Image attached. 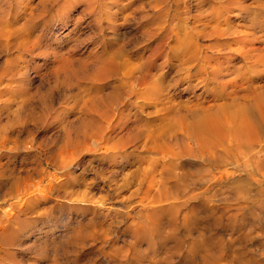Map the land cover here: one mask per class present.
<instances>
[{"label": "rangeland", "instance_id": "374dc122", "mask_svg": "<svg viewBox=\"0 0 264 264\" xmlns=\"http://www.w3.org/2000/svg\"><path fill=\"white\" fill-rule=\"evenodd\" d=\"M161 1L0 0V218L34 221L0 264H264V139L201 152L169 114L264 86L240 56L264 48V0ZM182 41L212 56L203 74L184 70ZM117 50L116 72L95 77ZM218 63L235 80L223 91L202 81ZM143 75L105 123L121 82Z\"/></svg>", "mask_w": 264, "mask_h": 264}, {"label": "bare ground", "instance_id": "6f19581e", "mask_svg": "<svg viewBox=\"0 0 264 264\" xmlns=\"http://www.w3.org/2000/svg\"><path fill=\"white\" fill-rule=\"evenodd\" d=\"M164 2L166 3V0L161 1L160 4H165ZM180 2L181 1H179V3ZM167 4H168V2L166 3V5ZM169 7L166 6L164 8H162V7L160 8L161 9V15L163 16V18L168 16V14L166 13L165 10H169L170 9ZM213 15H212V17H213ZM215 15H217V14H215ZM66 16H67V14L65 15V17H61V16L58 17V18H60V22L64 23V21L66 20ZM176 18H177V16H176ZM213 18H215V17H213ZM216 19H219V18H216ZM176 20H178L177 23L179 24V21H181V18L180 19L177 18ZM212 28H213V30L211 32L210 31L208 32L209 35H211V36H213V35H219L220 36V35L226 34L224 32V29L221 30L219 28H214V26ZM164 30H165L164 32H166V37L171 35V33H172L171 28L165 27ZM232 34L233 33H231V35ZM149 35H150V33H149ZM186 35L189 36V38L188 39L186 38V39L190 40V42H192V40H193L192 36H190L189 33H187V32H186ZM244 38H246V37H244ZM244 38H243V40H244ZM238 40H240V39H238ZM248 40L249 39H247V41ZM250 40L248 42H250ZM253 41L254 40H251V42H252L251 45L250 44H249L250 46L248 45L249 48H247V49L245 48V50L242 48V51H240V53L242 55H240V56H243L242 58L244 60V63H246L248 61L249 64L253 65L252 68L255 69L257 66H260V65L264 66V48L254 46ZM182 42L183 43L181 44V49L184 46V41H182ZM218 44H219V42H218ZM218 44H216V45H218ZM220 44L222 45V43H220ZM244 44H246V43H244ZM227 45H228V43H227ZM220 46H217V48ZM230 46H231V44L229 45V47ZM214 47H216V46H214ZM224 47H225V45H224ZM229 47H227V48H229ZM244 47H246V45H244ZM217 48H216V50H218ZM219 49L224 50L223 47H220ZM223 50L222 51L220 50V51L223 52ZM236 51H237V49L235 50V52ZM116 52L117 53L115 55H113L111 57L106 56L107 58L97 62L95 68H93L95 70L94 71L95 77H97L98 79H105L109 73L111 74V72H112V75H113V73L116 72L117 65H118V59L120 58L119 51L117 50ZM201 53H202L201 49L196 44L190 48L188 46H185V48L183 47V52L181 54L183 55V58H185L184 59V65L186 66V69H184V70L191 72V70L196 69V74H198V75L203 74L204 68L200 67L199 64H197L196 62L201 60V59H203V62H209L213 58H212V56H207V55L202 56ZM223 53L226 54L225 50ZM212 54H214V53H212ZM230 56H231V54H230ZM69 57H66V58L64 57L65 59L63 58L62 63L59 65L67 64L68 61L71 59ZM233 58H235V57H233ZM222 62H224V61H222ZM206 65H207V63H206ZM83 66H85V65H83ZM150 67H153V65ZM180 68H183V67L180 66ZM179 70H181V69H179ZM241 70L242 69L239 68L237 70V72L240 73ZM224 71H225V67H223L220 63H218L217 66L211 67V71L208 72V75H205V78H203L202 81L205 82L206 79H208V80H212L214 82H217L219 84V86L221 85V88L223 91L224 87L226 88V86L234 85L233 83L235 82L234 79L229 80L228 82H225V83L219 82L218 79H220V77H223L221 75H222V73H224ZM73 73H75V72H73ZM183 73H184V71H183ZM232 73H234V72H232ZM254 73H255V71H254ZM256 75H257V73H255V76ZM92 77H93V75H92ZM147 83H148V79L144 75L142 77H137L134 79L133 78L127 79V81H122L121 85L115 90L116 94H114L113 96L111 95L112 100L109 99L107 101V103H106L107 107H105L106 110L102 109L104 111V113L101 115H103L105 123H107V122L110 123L113 121V118H114L113 108H115V106H117V105H120L123 102L122 100L125 99L123 97L124 93L122 91V88H124L127 85L129 88V93H130L129 95H133L132 92L134 91L135 85H140V84L146 85ZM154 83L157 84L156 81ZM246 84H247L246 86L241 85V86L237 87V88L242 89V92H240V93H239V89H237V88L232 90V92H230L229 94H221L222 92L221 93L216 92V95L214 97H216L218 100L223 101L221 104L211 105V106H201V107L200 106L199 107H197V106L196 107H188L187 105H181L180 107H178L176 109L169 108V114L171 116V123H173L175 125H179L183 129H185L186 133L189 137V141H191L192 143H196L198 150L201 152L205 151L208 148L211 149L215 145L216 146L217 145L223 146V143L225 142V140H227L228 138H231V137L235 138V141H239V142L243 141V142H246L248 144H252V143L256 142L257 140H260L261 138L264 139V86L258 88L250 82H248ZM149 85H148V87H149ZM147 89H149V88H147ZM126 95H127V93H126ZM128 99H130V98H128ZM111 111H112V113H111ZM89 123H93V122H89ZM96 132H98V131H96ZM86 135H88V134H86ZM92 136H94V135H92ZM33 224H34V221H32L30 219L21 220V219H19V217H16L13 220H9V219L0 218V245L5 246L6 248L11 247L13 245L12 237H13V234L15 233V226H22L26 230H28L32 227ZM33 227H34V225H33ZM7 252H8V250H7ZM5 256H6V260L13 258L12 254L10 252L7 253ZM11 264H12V262H11ZM15 264H18V263H15Z\"/></svg>", "mask_w": 264, "mask_h": 264}]
</instances>
